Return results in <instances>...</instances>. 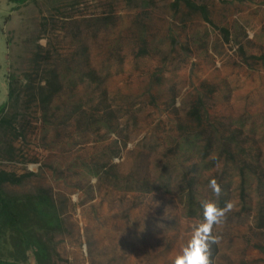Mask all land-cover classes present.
Segmentation results:
<instances>
[{
    "label": "rangeland",
    "instance_id": "obj_1",
    "mask_svg": "<svg viewBox=\"0 0 264 264\" xmlns=\"http://www.w3.org/2000/svg\"><path fill=\"white\" fill-rule=\"evenodd\" d=\"M51 67L52 98L22 97L9 113H23L24 137L0 145V169L30 174L6 189L42 186L59 207L51 264H173L189 246L210 264H264V0H0V104L8 74L37 84ZM199 96L196 128L186 114ZM105 112L110 130L87 124ZM179 125L211 137L203 159L176 149ZM193 163L201 218L185 215L180 192Z\"/></svg>",
    "mask_w": 264,
    "mask_h": 264
},
{
    "label": "trees",
    "instance_id": "obj_2",
    "mask_svg": "<svg viewBox=\"0 0 264 264\" xmlns=\"http://www.w3.org/2000/svg\"><path fill=\"white\" fill-rule=\"evenodd\" d=\"M16 3V6L24 4L28 0H7ZM189 14H196L201 19L221 33L225 41L229 40V30L224 27H217L209 17V11L205 5H194L188 9ZM32 62L38 66L42 55L39 51L33 53ZM42 83H41V82ZM37 84H34L33 75L30 73L23 74V83L17 78L7 75V95L6 100L0 104V145L4 146L3 152L8 153L11 147L9 139H18L24 137L23 125L19 122L23 118V113L14 111L21 98L24 97L23 107L34 102H48L53 92L59 84V78L56 70L51 68L43 69L42 76ZM203 100L199 96L191 103L187 117L196 128L202 125L204 121ZM110 112L96 118L87 119V124L103 127L108 130L112 128L110 121ZM20 126L19 130L16 125ZM179 139L175 140L176 149L184 156H198L203 159L212 147L211 137H204V131L201 129L194 130L189 126H178ZM232 138L224 139L223 152L231 154L227 144ZM232 157V155H230ZM198 163L188 166L181 176L180 188L183 199L186 216L192 218H201L206 211L205 206L196 199V180L199 172ZM94 174L102 171L101 166H95ZM106 174L107 172L104 171ZM30 174L17 175L0 169V264H26L31 254L35 264H51L53 248L52 238L61 232L63 227L59 207L53 196L47 188L42 186L35 187L32 191L26 193H14L8 191L6 186H19L27 179ZM137 183V181H134ZM144 188L142 191L147 192L149 184L145 181H138ZM148 186V188H145ZM165 189L168 185H164ZM243 189V188H242ZM225 199L217 203V212L224 206ZM209 219H213V214L208 213ZM258 225L264 229V210L258 214ZM211 253V252H210ZM207 264H210L209 255L206 256Z\"/></svg>",
    "mask_w": 264,
    "mask_h": 264
},
{
    "label": "clouds",
    "instance_id": "obj_3",
    "mask_svg": "<svg viewBox=\"0 0 264 264\" xmlns=\"http://www.w3.org/2000/svg\"><path fill=\"white\" fill-rule=\"evenodd\" d=\"M210 186H212L211 182ZM204 253V248H197L193 251L190 246L186 247L181 254L177 255L173 264H207V258Z\"/></svg>",
    "mask_w": 264,
    "mask_h": 264
}]
</instances>
